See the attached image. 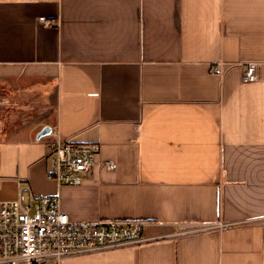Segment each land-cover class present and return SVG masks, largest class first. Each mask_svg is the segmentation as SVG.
Wrapping results in <instances>:
<instances>
[{"label": "crops", "instance_id": "obj_1", "mask_svg": "<svg viewBox=\"0 0 264 264\" xmlns=\"http://www.w3.org/2000/svg\"><path fill=\"white\" fill-rule=\"evenodd\" d=\"M41 82L54 119L6 114L0 201L59 196L74 222L151 240L60 264H264V0H0V92ZM55 140L117 168L61 186Z\"/></svg>", "mask_w": 264, "mask_h": 264}, {"label": "built area", "instance_id": "obj_2", "mask_svg": "<svg viewBox=\"0 0 264 264\" xmlns=\"http://www.w3.org/2000/svg\"><path fill=\"white\" fill-rule=\"evenodd\" d=\"M40 22L53 24L46 18ZM257 79L256 65L249 64L245 80ZM99 152L98 144L53 141L48 158L54 163L47 179L61 186H79L95 169L115 170V162L97 161ZM145 226L141 221L74 222L62 211L59 196L35 197L25 189L16 200L0 201V264H60L74 256L143 245L151 241L144 235Z\"/></svg>", "mask_w": 264, "mask_h": 264}, {"label": "rangeland", "instance_id": "obj_3", "mask_svg": "<svg viewBox=\"0 0 264 264\" xmlns=\"http://www.w3.org/2000/svg\"><path fill=\"white\" fill-rule=\"evenodd\" d=\"M53 91V85L41 82L35 85L27 84L20 89L12 88L0 92V140L5 139L1 135V130L5 129L6 124H10L11 118L18 120L17 123L20 122L22 126L27 125L25 127L28 130L37 121L46 117L53 121L55 115ZM7 113L11 118H6Z\"/></svg>", "mask_w": 264, "mask_h": 264}, {"label": "water", "instance_id": "obj_4", "mask_svg": "<svg viewBox=\"0 0 264 264\" xmlns=\"http://www.w3.org/2000/svg\"><path fill=\"white\" fill-rule=\"evenodd\" d=\"M51 134H52V128L50 126H46L38 134L37 139L40 140L41 138L50 136Z\"/></svg>", "mask_w": 264, "mask_h": 264}]
</instances>
